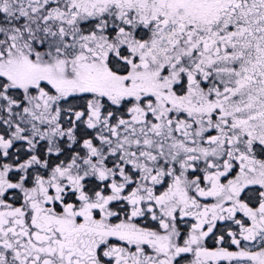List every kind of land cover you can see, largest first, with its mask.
<instances>
[{"label":"snow or ice","instance_id":"1","mask_svg":"<svg viewBox=\"0 0 264 264\" xmlns=\"http://www.w3.org/2000/svg\"><path fill=\"white\" fill-rule=\"evenodd\" d=\"M0 264H264V0H0Z\"/></svg>","mask_w":264,"mask_h":264}]
</instances>
